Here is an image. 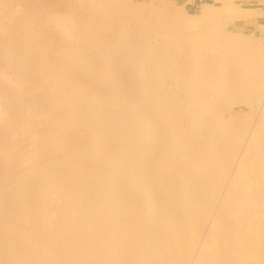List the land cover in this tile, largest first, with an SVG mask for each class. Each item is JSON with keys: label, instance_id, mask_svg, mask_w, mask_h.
<instances>
[{"label": "bare ground", "instance_id": "6f19581e", "mask_svg": "<svg viewBox=\"0 0 264 264\" xmlns=\"http://www.w3.org/2000/svg\"><path fill=\"white\" fill-rule=\"evenodd\" d=\"M215 1L0 19V264H264V40Z\"/></svg>", "mask_w": 264, "mask_h": 264}, {"label": "rangeland", "instance_id": "374dc122", "mask_svg": "<svg viewBox=\"0 0 264 264\" xmlns=\"http://www.w3.org/2000/svg\"><path fill=\"white\" fill-rule=\"evenodd\" d=\"M60 0H0V19H4L8 12L11 10H18L23 14H33L40 21L46 16V13L53 10L56 4ZM134 3L140 4L147 11H154L159 9L160 0H132ZM215 0H167V4L170 11L178 13L181 17L198 21L204 7L220 5ZM232 4H235L237 9L241 11H251L241 19L227 20L224 23V28L229 35H231L236 41H247L254 46L259 44V39L264 40V0H231ZM247 8V9H246ZM244 9V10H243ZM261 15V16H260ZM44 38L53 35L49 34V31L43 32ZM51 48H53L51 46ZM247 106L237 107V110L254 113L256 111V103L248 104ZM149 111H145L148 114ZM151 113V111H150ZM149 113V114H150ZM150 117V115H149ZM152 123V120L151 122ZM152 128V127H151Z\"/></svg>", "mask_w": 264, "mask_h": 264}]
</instances>
